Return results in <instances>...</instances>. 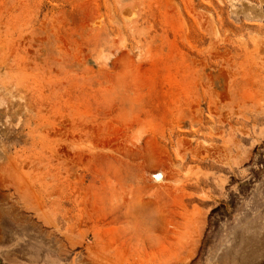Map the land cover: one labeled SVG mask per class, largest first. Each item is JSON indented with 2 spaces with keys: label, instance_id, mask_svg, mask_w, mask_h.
Here are the masks:
<instances>
[{
  "label": "rangeland",
  "instance_id": "1",
  "mask_svg": "<svg viewBox=\"0 0 264 264\" xmlns=\"http://www.w3.org/2000/svg\"><path fill=\"white\" fill-rule=\"evenodd\" d=\"M0 264H264V0H0Z\"/></svg>",
  "mask_w": 264,
  "mask_h": 264
},
{
  "label": "bare ground",
  "instance_id": "2",
  "mask_svg": "<svg viewBox=\"0 0 264 264\" xmlns=\"http://www.w3.org/2000/svg\"><path fill=\"white\" fill-rule=\"evenodd\" d=\"M126 15H130L129 12H126ZM153 181H160L162 179V175L160 173L156 174L154 177H152Z\"/></svg>",
  "mask_w": 264,
  "mask_h": 264
}]
</instances>
